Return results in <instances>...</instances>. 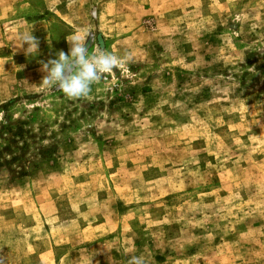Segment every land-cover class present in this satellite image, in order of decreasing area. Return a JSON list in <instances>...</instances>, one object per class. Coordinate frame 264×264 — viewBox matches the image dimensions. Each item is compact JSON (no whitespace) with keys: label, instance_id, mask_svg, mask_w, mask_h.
<instances>
[{"label":"rangeland","instance_id":"374dc122","mask_svg":"<svg viewBox=\"0 0 264 264\" xmlns=\"http://www.w3.org/2000/svg\"><path fill=\"white\" fill-rule=\"evenodd\" d=\"M81 29L131 59L70 100ZM0 113V264H264V0H0Z\"/></svg>","mask_w":264,"mask_h":264},{"label":"clouds","instance_id":"9594fccd","mask_svg":"<svg viewBox=\"0 0 264 264\" xmlns=\"http://www.w3.org/2000/svg\"><path fill=\"white\" fill-rule=\"evenodd\" d=\"M69 51H59L56 58L40 61V71L45 75L40 84L47 91L62 92L68 99L88 98L92 86L105 78V74L123 68L131 57L122 58L106 51L97 45L93 53L89 48L93 42V35L88 29H81L80 33L67 39ZM26 45V48L24 47ZM39 39L32 32L20 37V47L27 55L39 53ZM3 114L0 113V119ZM86 264H92L89 257ZM128 264H148L144 255L132 256Z\"/></svg>","mask_w":264,"mask_h":264}]
</instances>
